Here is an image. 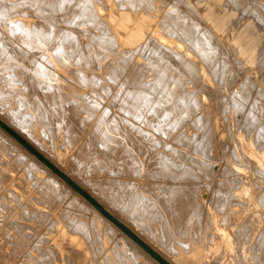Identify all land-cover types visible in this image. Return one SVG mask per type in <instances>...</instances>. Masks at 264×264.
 <instances>
[{"label":"bare ground","instance_id":"6f19581e","mask_svg":"<svg viewBox=\"0 0 264 264\" xmlns=\"http://www.w3.org/2000/svg\"><path fill=\"white\" fill-rule=\"evenodd\" d=\"M26 1H28V0H26ZM35 1H38V0H35ZM46 1L44 0V2L43 1L42 2L45 4ZM49 1L52 4L48 5L47 7L49 9L48 8L47 9L50 10L51 8H53V11L56 12V14H57V12H60L57 14V16L55 14V16H56L55 18H57L56 20L62 19V22H63L64 21L63 19L65 18L66 20H75L77 22H75V21H74V23L68 22V24L66 23L64 25L59 24L57 21H54L56 23H54V22L51 23L49 21L54 15L50 18V17L45 16L44 13L53 14L54 12L51 11L49 13L48 10H45L46 12H43L44 16H42V14H41L42 17L40 16V18H39L41 21L37 20L38 23H35V21L37 19V15H36L37 13L35 14L36 15L35 16L34 14H31L32 9L31 10L29 8L26 9L25 7L24 8L20 7L21 11H19L18 14H20V12H24V11L27 13H28V11H30L29 12L30 14H23V15L17 14V16H15L16 14L13 15L12 11H10L8 9L11 12L12 16L10 15V16H6V17H0V21L3 22V23H0V108L3 109L4 110L3 112H5L6 115H8V117L13 121V126L15 128H17L25 137H27L29 140H31L32 145H34L36 148L38 146L39 148H37V149L38 150L41 149L40 151H42V149L48 150L45 147L46 142H47L46 139L48 140V142H49V139L51 140V142H53V140L55 138H59V139L61 138V143L64 142V141L62 142V139H64L66 141V143L68 142L67 144L70 145L69 146L70 148L71 147L77 148L76 152L77 151L81 152L83 148H84L83 151H85V146H89L90 148L88 147L89 148L88 151L91 154V156L88 157L89 153H87L86 154L88 157L87 159H89V158L91 159V157H93L94 155L97 156V160L99 159V162H101V164L99 163L101 168L103 167L102 165H104V167H105L104 168L105 171H103V169H102V172H105L108 175L105 174L107 176L105 179H104V177H103V179L101 177V179H97V180H95L96 178L93 180V179H91L90 176L86 175L87 177H90V179H86V178H85L86 180L83 179L84 185L82 187L85 188V185H87V187H90L92 189V191L96 192L95 195H99L105 202V205H103V204L102 205L105 206V208H107L108 210H110L113 214H114L113 211L116 209L114 206L115 202L119 206H125V204L128 203V202L124 203V200H125L124 199L125 197L123 196L124 192L121 191L123 194H117L116 189H115V191L110 192L108 194V192L107 193L104 192V191H106V189L104 188L105 190H103V192L108 194V195L104 196L101 194L102 192H97L96 189L92 186V184L90 182H93L94 184L98 183L100 185L111 184L110 186H114V184L118 180V181L122 182V184H124V185L126 184L129 186L135 187L136 189L141 191V192L138 191L141 194L140 195V197H141L140 198V200H141L140 206H138L139 204L137 203L138 204L137 208L139 209L140 212L136 211V210H138V209H136V207L135 208L133 207L134 211L131 210L134 221H137V223L140 225V226L137 225V230L139 229L140 231L147 233L149 235V237L153 236V238H154V236L156 235L155 234L156 228L153 229L154 224L156 223L155 226L158 227V225L160 224V222L162 220H164L167 223L168 222L167 219H169V218H170V220L172 219V220H175V222H177L176 226L178 227V229H181L182 227L184 228L183 222L190 223L193 219L192 215L194 213L192 215H190L191 214L190 211L197 210L200 215L201 214L203 215L204 212H203V210H201V208H202L201 203L202 202L199 203L200 198H199V201H197V198H196L197 195H195L196 194L195 190L198 187L197 186L199 184L198 182H200L199 178L202 177V175L200 176L199 174L200 173L204 174L205 172H208V174L206 173L205 175H206L207 179L211 178V177H213L211 175H214V173L211 172V170L213 171L214 168H213V165L211 164L212 162L210 163L211 165H209L208 162H210V161L204 160L203 157L202 158H198V156L193 157L194 155L191 156V154H193L192 152H190L191 154L188 152H185L182 150L181 147H182V145H184V143L189 142V144H192V147L194 145L196 148H198V149L200 148L199 150L203 151L204 153H202L201 151H197V150H196V152H198V153L200 152V153L204 154L205 156H208V154L211 152L214 144L210 140L211 139L210 137H208L210 139L207 140V135H205V134H207L206 132L208 131V129L210 130V128L208 126L212 125L213 123H212L211 119H209L210 121L208 120V116H207V115H209V112H208V114L206 115L207 117L203 116V117H205L203 120L204 122H206L205 120L207 119V122L205 123L206 125L202 124V126L205 125V128H204L205 134H203L204 135L203 137L198 138V135L195 131V129H197V128L194 127V129H193L192 126H191L192 130L195 132L191 131L192 133H189L187 131V128L185 130H182V129H184V128H182L181 129L182 131L178 132L179 131L178 129H180L182 127L183 123L185 124V122L187 120H189V118H192V116L190 117V115H191V112L193 113L194 110L190 109L191 112L188 110H185V109L182 112H181V110L178 111L177 110L178 108H184V107L186 108L188 106H187V103L185 100H183V101H185L184 103H182V104L179 103L180 105L174 104L176 98H175V100H173V99L176 95L172 99L174 103L172 101H171L172 103H170V102L167 103L164 101L161 102L159 100L158 96H157L158 101L152 102V99L154 98V96L150 95L151 93L149 94L148 92L156 91V90H158L159 87H161L162 91H165L168 93L166 96L162 95V98H163L162 100L168 101L167 99L170 100V98H172L170 96L171 95L173 96V91H175L177 88L182 90V87L187 86L186 82H190V80L187 79V77L188 78H189V76L195 77V75L198 76V73H199L198 71H200L201 69H202L201 72H203V70L206 71V69L209 68V70H211V72L214 73V75H218V74H215L214 71H216V72L218 71L220 74L223 69L222 70L220 69V67H221V63H219L220 59H218V56L215 55L216 53L218 54V47H215L216 45H214V43L212 42V32L208 33L206 30H204L202 27H205V24H201V23H203V21L200 20L201 23H198V22H200V21H198L200 18L196 20V18L191 15L192 13H188V12L184 11L185 9H183V7L180 6L176 1L172 2L170 0H130L131 3L133 2V4L135 2L140 3L142 1L148 2V3L151 1H153V2L155 1L157 3H156V7H153L155 5H153L151 7L150 5L153 4V2H151V4L149 5V10L148 9L144 10L143 14L134 15L135 14L134 12H133L134 14L133 13L122 14L121 12L117 11V9H116L115 13L111 12V10H110V13L108 15L106 14V16L105 15L102 16V14H100L103 11H106L105 10L107 8L106 0L105 1L104 0H53V2L51 0H49ZM120 1H118V6L122 5L121 4L122 1L121 2ZM14 2H16V0ZM21 2H22V0H21ZM30 2L33 3V0H30ZM40 2H41V0H40ZM119 2H120V4H119ZM17 3H15V4H17ZM19 3H20V1H19ZM128 3H129V0H128ZM36 4H39V2H37ZM53 4L54 5L60 4L61 6H57V5L52 6ZM163 4L168 5L170 7V9L166 10L165 13L163 11V10H165V6ZM25 5L28 6L30 4L27 5V3H25ZM25 5H23V6H25ZM45 5H47V3ZM124 5H126V4H124ZM140 5L141 4L138 5L139 8H140ZM144 5L145 4L143 3L142 6L144 7ZM11 6L13 7V11L16 8L18 9V7H19V6L17 7L14 4H11V0L1 1L0 2V11H1L0 13H2V12L5 13L6 12L5 10ZM14 6H16V8ZM44 6L42 7L43 9H44ZM127 6L128 5H126V7ZM184 6L186 7V5H184ZM30 8H32V7L30 6ZM35 8H36V6H35ZM121 8H122V6H121ZM132 8H134V6ZM139 8H138V10H139L138 12H140V10H141ZM17 9H16V11L18 12ZM126 9H128V8H126ZM33 10L36 11L37 8H36V10L35 9H33ZM55 10H57V11H55ZM121 10H123V9H121ZM16 11H14V12H16ZM39 11L41 12V8ZM42 11H44V10H42ZM77 11L80 12L81 15L83 14V17L81 15L71 17V14H73L74 12L76 13ZM89 11H90V13L91 12L93 13L94 11H97V12L99 11L100 16L96 12V16H95V14L94 15L92 14L93 18L92 17H86L87 15H85V17H84V13L87 14ZM10 12H8V15ZM160 12H162L161 15H160ZM90 13H88V14H90ZM255 13H256V11H255ZM59 14H61L60 15L61 17H58ZM194 14H198V13H194ZM67 15L69 17H64ZM159 15H160V17H159ZM0 16H2V15H0ZM152 17L160 18L159 22H158L159 24L156 27V29H152V22H151ZM261 18H263V17H261ZM6 21H8V22L12 21L15 23L17 21H19L22 23L10 24V23H7ZM39 21H40V23H39ZM89 21L90 22L94 21L95 23L99 21V23L95 26L98 27L97 30L99 28H101V30L99 29V31H96V30L90 31L89 30L90 28H88L90 26L88 24ZM106 21L109 23L106 24L105 23ZM65 22H67V21H64L63 23H65ZM100 22H101V24H100ZM102 22H104L105 24ZM113 22H116V23H113ZM119 22H123L124 26L121 25ZM14 27H20V28H23V30L19 31V28H18V30H16V28L13 29ZM103 27H105V29L108 28L107 32H106V30L105 31L102 30ZM65 28H66V31L64 30ZM93 28H94V26H93ZM209 28L210 27H208V30H210ZM88 39H90V40H88ZM97 39H99V40L97 41ZM100 39H101V41H100ZM107 39L113 41V44H115L117 42V45H115V46L113 45L114 46V47H112L113 49L119 48L122 50V47L123 48L125 47L126 49L129 48L130 50H132V48H133V49H137L136 51H138V52L140 51V55L142 54L144 56V58H146L147 64L145 63L144 65H141V63L140 64L137 63L136 65L131 67L132 68L131 71L136 70L133 72V74L134 73L137 74V75L134 74V76L136 75V79H137L136 84H139L138 86H140L142 83L145 85L148 84L149 87H145V85L138 87L135 84H133V86L135 85L136 88L128 86L129 84L127 85V83H128L127 78H129V80L131 79V81L133 80L132 78H130L131 71L128 72V73H130L129 75H127L128 73L126 74V79L125 78L123 79V75H124L123 73L126 72L125 71L127 69L126 67L127 66L129 67L128 64H130L132 62V60L134 59V57L130 58V55H128L129 52L126 55H127V57L129 56L130 60H128L129 58H126V55H125V58L121 57V56H123V54H122L123 52L120 50L122 52V53L120 52V54H121L120 57L122 60L121 62L125 67L124 68L125 72H123V73H121L123 70L115 69L116 67H114L112 65L113 61L111 62L112 64L111 63H103L104 60H105V62H107V60L111 59V56H109V54H107V52L109 51L108 49L111 48L109 46L110 44L109 45H106V43L104 44V40H106V42H107ZM136 42H138V43H136ZM215 43H217V42H215ZM225 43H226V41H225ZM152 45L155 48H152ZM150 46L153 49L151 54L147 52L148 48L150 49ZM113 49L111 51L112 53L114 51H118V50H113ZM132 51H134V50H132ZM150 51H151V49H150ZM226 51H227V49H226ZM226 53H228V52H226ZM190 54H192V56H194L196 58H194V57L190 58V56H191ZM221 55H220V57L222 59ZM230 57H232V56L230 55ZM230 57H229V60H230ZM197 59H200V61H199L200 63L197 62L198 61ZM221 62H222V60H221ZM114 64H115V62H114ZM223 64H224V62H223ZM117 65L119 66V64H117ZM228 65L229 64H227V67H228ZM155 68L157 70H155ZM239 71H240V69H239ZM156 73H158L159 76L156 75ZM149 74L150 75L153 74L154 75L153 77H155V78H156V76H158L156 78L157 80L154 78L156 81L155 80L152 81L150 79L148 81L146 78H147V75H149ZM222 74L224 75V73H222ZM236 74H238V73H236ZM200 75H201V73H200ZM150 77H152V75ZM185 77H186L187 81L185 80ZM148 78H149V76H148ZM195 78H196L195 80H197V77H195ZM215 79H217L216 76H215ZM215 79L213 78V80H215ZM218 79H219V77H218ZM233 79H234V77H233ZM191 80H192V78H191ZM198 81H200V80L198 79ZM208 82H209V80H208ZM242 82H244V80ZM132 83H135V81ZM199 83L202 84L201 82H199ZM205 83H207V82H205ZM205 83H204V85H206ZM209 84H211V83H209ZM232 84H233V82H232ZM219 85H221V84H219ZM157 86H159V87H157ZM260 86H261V84H260ZM190 88H191V86H190ZM241 89H242V87H241ZM159 90H160V88H159ZM203 90H205V88ZM198 91H200V90H198ZM244 91H243V93H244ZM165 92H162V94H164ZM182 92H184V91H182ZM200 92H198L199 93L198 96H200V94H201ZM170 93H171V95H170ZM176 93H177V90H176L175 94ZM247 93H245V94H247ZM152 94H154V93H152ZM186 94H189V93L186 92ZM245 94L239 95V99H237V100L235 99V101L238 102V100L239 101L243 100V102L245 101V104H246L248 94L246 95V97H245ZM255 94H256V91H255ZM180 95H179V97H180ZM203 95H205V93ZM256 95H258V94H256ZM193 96H195V95H193ZM236 96H235V98H236ZM155 97H156V95H155ZM190 97H192V95ZM203 97H204V99H206V98L208 99L207 95L203 96ZM259 97H260V95H259ZM253 98L254 97H251L250 99H253ZM256 98H258V97H256ZM155 99L157 100V98H155ZM179 99H177V100H179ZM192 99H194V98L192 97ZM192 99H190V100L192 101ZM201 100H202V98H201ZM201 100L199 102H201ZM230 100H232V98ZM258 100H259V98L257 99V101ZM188 102L190 103V101H188ZM202 102L204 103L205 101H202ZM237 102H236V104H238ZM258 103H259V101H258ZM260 103L264 107V103L263 102H260ZM200 104H202V103H200ZM226 104L228 105L229 103H226ZM243 104H238V107L240 106L239 108L242 109L241 107L244 106ZM249 105H250V103H249ZM252 105H255V104H252ZM262 105L256 106L258 108V110L256 108H254L256 110L253 109V110L247 111V113H246V110H249V109H245V113H244L246 115V119H245L246 122H249L252 126L255 124L258 125V135L261 138V140L258 137L257 138L255 137V139L258 140L257 142H260V141H262V139H264V115H263L264 111L258 107V106L262 107ZM233 106H236V105H233ZM200 108H201V106H200ZM233 108L236 109V107H233ZM99 110H102L100 114H99ZM225 110H222V111H225ZM229 111H231V110H229ZM238 111H240V110H238ZM211 112H213V111H211ZM241 112H244V111L241 110ZM2 113H0V114H2ZM213 113H215V112H213ZM200 114H201V112H200ZM228 114H229V112H228ZM4 116H5V114H4ZM226 116H227V114H226ZM197 117H199V116L197 115ZM201 117L197 118V120H194V122L197 121L199 123V120L203 119V118L201 119ZM243 117H245V116L243 115ZM228 118L229 117L227 116V119ZM242 119H244V118H242ZM37 120H39L42 124L41 125V135L42 136H40L38 138L40 140H38L33 134L34 133L33 132L34 124H35L34 121L36 122ZM93 120H95L94 123H92ZM245 120H243V121H245ZM239 121H237L236 124ZM104 123H106V124H104ZM188 123H189V121H188ZM215 123H216V121H215ZM220 123H221V120H220ZM249 123H247L248 125H246V127L241 126V124H240L241 130L243 129L242 127H244V129H243L244 132H248V131H246L247 130L246 128L249 127ZM194 124H196V123H194ZM244 124H245V122H244ZM229 125H230V123H229ZM238 125L239 124H237V127H238ZM251 125H250V127H252ZM220 126H218V127H220ZM223 126H222V128H223ZM191 127H188V130ZM99 128H100V130H99ZM199 128L197 129V131L199 130ZM202 128H201V131H202ZM238 128L240 130V127H238ZM252 129H254V128H252ZM212 130L213 129H211L208 132L210 135L212 134V132H211ZM217 130H218V128H217ZM223 130H224V128H223ZM85 131H87L88 136L85 139H83L82 135H83V133H85ZM219 131H217L216 137L217 136L219 137V135L221 134V131H220V134H218ZM177 132H178V134L176 135ZM235 132H236V130H235ZM248 133L250 134V132H248ZM0 134L3 135L2 138H0V162H2L4 164L6 163V161L3 162V159H2V150H3L4 154L7 156H10V157L16 156L15 157V161H16L15 164L16 165L18 164L17 166L21 165L22 169H23V177H21V176L20 177L23 180H30L29 182H31V185H33V187L36 188V192L38 194V195L31 196L29 201L24 202L23 203L24 207H23V209H20V210L25 211V212H26V210H29V209L32 211H45L46 213L49 211L51 212V210H53L57 204L61 203L60 200H63V197H64L63 196L64 194L63 193L61 194L62 191H60L57 188L56 184L61 185V186L63 185L62 187H65L68 190V191L66 190L67 192H69L70 189H72V188L59 175H57L55 172L51 171L52 167L49 164H45L42 160H40L39 157L36 156L37 154L35 152H34L35 153L34 154L33 152L27 150V148H25L21 144L20 141L13 138L4 129L0 130ZM249 134L247 135V137H249ZM256 134H257V132L255 133V135ZM235 137H236V134H235ZM99 138L102 139V140H100V141H102V143H100L98 141ZM144 138H146V140L149 139V142L147 141L148 145L143 143ZM59 139H58V142H59ZM217 139L218 138H216V141H217ZM255 139H253V140L256 141ZM6 140L9 142L6 143L5 142ZM41 141L43 143H45V146L42 144ZM44 141H46V142H44ZM221 141L222 140L220 139L218 144L216 142L218 147H219V144ZM236 141H237V139H236ZM263 141H262V143H263ZM58 142L56 144H58ZM262 143L261 144L257 143V145L258 144L262 145L264 148V143L263 144ZM8 144H10V145L8 146ZM212 144H213V146H212ZM101 145H104L105 148L101 147ZM185 145H188V144H185ZM185 145L183 147H185ZM57 146H59V145H57ZM225 146H227V145H225ZM62 147H60V148H62ZM148 147H149V149L154 150V152H155V155L152 156L153 159L151 158L152 161H151V159H149L146 156V154H145L146 157L144 158V151L147 152V155H153L152 154L153 152L151 151L152 152L151 153L149 151ZM15 148L18 149L21 153L23 152V153L28 154V155H26V157L28 156L29 157L28 159L29 160L31 159V161H30L31 163L27 164L26 163L27 160L25 161L24 158L17 156L19 154L16 153L17 154L16 155L15 152L13 151V149H15ZM188 148H189V146H188ZM188 148H186V149H188ZM210 148H211V150L209 152ZM217 148L215 147L216 154H218ZM263 148H259L260 149L259 151H261V149H263ZM227 149H228V147H227ZM231 150H233V148ZM88 151H86V152H88ZM186 151H188V150H186ZM190 151H192V150H190ZM44 152L42 151V153H44ZM86 152H84L83 154L81 153L82 156ZM224 153H225V151H224ZM230 154H231V152H230ZM80 155H79V157L82 158V156H80ZM210 155H211V153L209 154V156ZM214 156H216V155H214ZM75 157H76V155H75ZM84 157H85V155H84ZM217 157H218V155H217ZM233 157H234V153H233ZM22 159H24L25 162H23ZM147 159H148V161H146ZM208 159L210 160L211 158H208ZM212 159H214V158H212ZM215 159H216V157H215ZM78 160L80 162L82 161V160H80V158H78ZM83 160L86 161V158ZM52 161H54V163H56V165L60 166V164L56 161V159L55 160L52 159ZM90 161H92V160H90ZM205 161L207 163H205ZM254 161H256V160H254ZM13 162H12V165L14 164ZM80 162H78V164H80ZM144 162H147V164L150 163V165H149L150 169L148 172L149 175L152 176L150 178L154 177L155 179H158V180L167 179L168 182L167 183L166 182H164V183L154 182V183H150V184L145 183V185H140V183L137 180H133L131 178V176H133V175L137 176V174H140V172L143 170L142 167H143ZM222 162H223V160H222ZM86 163H88V162L86 161ZM238 163L241 164L239 162V160H238ZM84 164H85V162H84ZM88 164L91 165V163H88ZM87 165L84 166V168L88 167ZM208 165L212 166V169H209L211 167H209ZM91 166H92V169H90V171L94 172V173L97 172L96 169H98V168H96L94 171L93 165H91ZM100 166H96V167H100ZM222 166L223 165H221V167ZM13 167H16V166H13ZM60 167L62 168V166H60ZM147 167L148 166L146 165V168ZM224 167H225L224 168L225 173H227L226 172V166H224ZM81 168L83 169V167H81ZM16 169H17V167H16ZM39 169L46 172L47 177L41 178L37 173V171ZM62 169L64 170V168H62ZM227 169H228V171H230L229 168H227ZM206 170H209V171H206ZM261 171H262V169H261ZM261 171L259 170V172H261ZM230 172H234V171L231 170ZM263 172H261V173H263ZM225 173H223V176L225 175ZM209 174H211V175H209ZM221 174H222V171H221ZM234 174H236V172ZM232 175H233V173H232ZM86 176H84V177H86ZM234 176H236V175H234ZM260 176H262V174ZM75 177H78V176H75ZM138 177H140V176H138ZM186 177H188V178L186 179ZM193 177H195V179H197V177H198V179H199L198 182L195 179H193ZM214 177H215V175H214ZM239 177H241V176H238V178ZM191 178H192L193 182L195 180V182H197L198 184H196L195 182L194 183L189 182V180ZM203 178H201V180ZM238 178H236V179H238ZM52 179L56 180L57 182L55 181V183H54V180H52ZM216 179H218V177ZM221 179H222V177H221ZM211 180H212V178H211ZM211 180H209V181H211ZM229 180H230V178H229ZM239 180H235V181L238 182ZM241 181H239V182H241ZM63 182L67 184V187H66V184L64 185ZM211 182H210V184H213V182L212 183ZM232 183H233V181H232ZM232 183H231V185H233ZM16 184H18V187L20 186L19 183H16ZM195 184L197 187L195 186ZM202 184H200V185H202ZM210 184L209 185L207 184V186H209V188H207L208 190L212 186ZM222 185H223L222 182L219 181L217 186L215 187V189H212L211 197L213 199L217 198V200H218L219 198H221V196L224 199V197L226 196V195L225 196L222 195L224 193V189L226 188L223 186L224 189L222 190ZM225 185H226V183H225ZM235 185H237V183ZM205 187H206V185H205ZM236 187H239V186L237 185ZM98 188H100V187H98ZM17 189H18L17 185L15 186V184H14L12 189L10 190V192L8 189V192L11 193L13 196H17L16 194H18L20 196V198L18 197L19 200H16V201L22 202L21 195ZM19 189H21V186ZM198 189H200V188H198ZM25 190H24V192H25ZM123 190H125V187L123 188ZM202 190H204V189L202 188ZM0 191H1V189H0ZM27 191H28V187H27ZM27 191H26V194H27ZM229 191H230V189H229ZM5 192L7 193V196H8L7 190H5ZM5 192H4V194H5ZM74 192H75V195L77 197L76 199L80 203H83L85 208H87L88 210H91L93 212V214L95 215V217H97L99 220L102 219L104 221V225L107 226L111 230V232L114 231V232L118 233V235L121 236V239L120 240L114 239V241L112 242L111 247H110L111 249L103 250V251H105L103 254L104 258L102 256H101L102 258H100L99 257L100 255L98 256L100 259L98 257L95 258L92 255H88V257H87V254L85 251H91L92 252L93 249H95L94 248V246H95L94 241L97 244H99L100 242H103L104 238L111 237V236L107 235L108 231L105 228L102 229L98 226V224H96V222L94 223L91 219L88 220L87 216L85 215V213L83 212L82 209H80L79 207L74 208V207H72V205H73L72 202H67V205L64 207L63 211H61V214L58 213L59 218L55 219L56 222L53 221L55 230L53 229L54 233L51 232L50 235L52 236V242H53L52 244L55 247L50 243L48 245V249H49V247L51 249V247L53 246L54 250L52 252H55V250L59 251V254L61 253L62 259H64L66 257L65 255L68 252H71V254L69 255L70 259H68V261H70V260L73 261L71 264H88V262H90V264H105L109 254L113 251L118 253V255H119L118 261L120 263H126L127 262V264H132L130 262L134 261L135 263L134 262L133 263L137 264L139 260H138V258H136L137 257L136 254L133 253L134 251L132 250V252H131V249L133 248L139 252L145 253L148 256H150L153 259L154 264H163L156 257L155 258L157 260L153 256H151L150 255L151 253L149 252L150 253L149 254L145 250V248L142 246V244H140V242H138L133 236H131L126 230H124L117 222H115L111 218L118 226L114 222L109 220L106 216H104L95 207L96 204H94L91 200L90 201L92 203L89 200H87L86 199L87 197L84 194L83 195L86 198L82 195V193L80 191L74 190ZM225 192H227V191L225 190ZM228 192L226 194H229ZM129 194H130L129 196H132L131 195L132 193H129ZM5 195H3V196L5 197ZM92 195L95 196L94 194H92ZM231 195H232V193H231ZM231 195H229V196L233 197ZM107 196H109L108 198H110V199H108ZM4 197L2 199V197L0 196V198H1L0 199V212L1 213L6 212L4 205L7 204V202L5 201L6 198L4 199ZM9 197H8V199H11ZM135 199H136V197H135ZM225 199H226V197H225ZM12 200H14V198L11 199V201H8V200L7 201L9 203V202H12ZM224 200L222 202H225ZM132 201H133V199H132ZM209 201H210V199H209ZM226 201H228V200H226ZM229 201L227 202V204L229 203ZM232 203H233V201H232ZM232 203H229V204H232ZM227 204H225V205H227ZM7 206H9V205H7ZM127 206L130 207L132 205H130V203H128ZM40 207H44L45 209L40 208ZM118 208L119 207L117 206V209ZM223 208L225 209V207H223ZM129 209L130 208H128V210ZM216 209L218 210L219 208H216ZM11 210L13 211L14 208ZM204 210H206V209H204ZM207 210H208V207H207ZM221 211H222V209H221ZM8 212H10V209ZM8 212H7V216H10V215H8ZM11 212H10V214H11ZM198 212L196 213L197 215H198ZM122 213L123 212H121V214ZM209 213H210V211H209ZM2 214H1V218H2ZM43 214H42V217H43ZM4 215H5V213L3 214V216ZM26 215H29V214H26ZM139 215H140V217H139ZM145 215L149 216V217L147 216L148 219L145 218ZM46 216H47V214H46ZM124 216L127 217L126 214L125 215L122 214L121 216L118 215L117 217L121 221L124 222V220L122 218ZM4 217L6 218V216H4ZM16 217H14V219H11V220H6L5 218H2L3 220L5 219V221H3L4 223L1 222L2 220L0 221L2 223V224L0 223V229L2 227H4V225H5V227L3 229L6 230V229H8V227L10 225H12V223H13V225L15 223H17ZM28 217H30V216H28ZM28 217H27V219H28ZM142 217L144 218L146 224L145 223L142 224L143 221L140 220V219H142ZM209 217H210V215H209ZM31 218H33V216ZM150 218H152L153 221H151ZM130 219L132 220V218H130ZM198 219L200 220V218H198ZM210 219H208V220H210ZM42 220H40V221L42 222ZM47 220H48V216H47ZM172 220H171V222H172ZM204 220H206V219H204ZM208 220L206 222H208ZM218 220H219V218H218ZM43 222H45V221H43ZM125 222H127V221H125ZM196 222H197V219H196ZM196 222L194 221L192 223L194 224ZM23 223L27 224V222H25V221H23ZM100 223L102 224L103 222H99V224ZM192 223H190L189 225L191 226ZM200 223L202 225V222H200ZM17 224H19V222ZM51 224H52V222H51ZM162 224L163 223L161 222V225ZM181 224L183 226L181 228H179V226ZM18 226H21V225H18ZM18 226H16V227H18ZM162 226L164 227V225H162ZM190 226H188L189 227L188 230L190 229ZM194 226L192 225L191 228H193ZM32 227L35 229L36 226L34 225ZM196 227H194L193 229L197 230L198 228H196ZM27 228L29 229L30 227H27ZM203 228H202V230H203ZM207 228L209 231L210 227H207ZM24 229H25V226H24ZM51 229H52V227L50 228V231H52ZM185 229L187 231V228H185ZM48 230H49V227H48ZM48 230H47V233H48ZM139 230L137 232H135V231L134 232L136 234H138V236L141 237L144 241L149 242L148 237L143 236L144 234L140 233ZM162 230H160V231H162ZM164 230L166 231V228ZM16 231H20V229L16 230ZM35 231H37V230L35 229ZM22 232L23 231H21L19 233L21 234ZM27 232H25L24 234H22L20 236H16L14 234L10 235L11 236V242H12L11 243L12 247L10 246L11 251H9L10 249H8V247H7L6 254L8 256L4 255V257H2V255H1L0 261L4 259L5 264H15L14 262L16 259H18L19 261H21L23 259L24 264H25L26 263L25 261L28 260L26 255H28V253H30V258L33 256V255H31V251H33V249L35 248V240H34L35 235L33 234L32 235L33 237H32L31 236L32 233L27 234ZM111 232H109V233H111ZM161 233H165V232H161ZM167 233H165V234H167ZM184 233H185V231H184ZM113 234L114 233H112V235ZM38 235H39V233H38ZM43 235H45V234H43ZM157 235H158V233H157ZM48 236H49V234H48ZM159 236L161 237V234ZM168 236H165V237H168ZM38 237H40V236H38ZM46 237L44 238V236H43L42 241H45L44 239H46ZM209 237H210V235H209ZM3 238H4V236H3ZM170 239H172V238H170ZM199 239H200V237H199ZM47 240L49 241L50 239H47ZM161 240L163 241V239H161ZM167 240H169V239H166V241ZM40 241L41 240H39V242ZM169 241H171V240H169ZM169 241H168V243H169ZM163 242L166 243L165 241H163ZM6 243H7V241H6ZM9 244H7V245H9ZM170 244H172V243L170 242ZM170 244H168V246ZM7 245H4V246H7ZM128 245L132 248H129ZM42 247H44V246L42 245ZM42 247H40V248H42ZM172 249H174V248H172ZM3 250L5 251L4 248H3ZM51 250H50V252H51ZM43 251H45V250H43ZM37 252H38V250H37ZM2 253H3V251L1 252V254ZM39 253H41V251ZM47 253H49V252H47ZM51 254H53V253H51ZM51 254H50V257H49V254L47 255L46 259L49 262L45 261L46 262L45 264H58L57 262H54L55 258H51ZM37 255H39V254H37ZM41 255H43V254H41ZM55 255H56V253H55ZM57 255H58V252H57ZM58 256H56V257H58ZM69 256H68V258H69ZM25 258L27 260H24ZM30 258H29V260H30ZM165 258L168 259L167 257H165ZM66 259H67V257H66ZM29 260H28V262H29ZM39 260L42 261L43 257H42V259H39ZM100 260H101V262H100ZM34 261H36V260H34ZM168 261L171 262L172 264H174L170 259H168ZM42 262H44V261H42ZM42 262H40V263H42ZM112 262H113V264H118L117 261H112ZM67 263L68 262L66 261V264ZM35 264H36V262H35Z\"/></svg>","mask_w":264,"mask_h":264},{"label":"rangeland","instance_id":"374dc122","mask_svg":"<svg viewBox=\"0 0 264 264\" xmlns=\"http://www.w3.org/2000/svg\"><path fill=\"white\" fill-rule=\"evenodd\" d=\"M1 1H3V0H0V2ZM15 0H11V4H14V5H16L17 7H18V9L16 8V6H14L17 10H18V12L16 11V9L14 10V11H16V12H14L13 11V7L11 6V7H9V8H7L5 11V13L4 12H2V13H0V15H2V16H0V17H6V16H10L11 15V12L10 11H12V13H13V15L14 14H16L15 16H17V14L19 13V11H21V8L20 7H22V8H29L30 10H31V14H36L37 15V19H36V21H35V23H38V21L37 20H40L39 18H40V16H41V14H42V16H44V14H45V16H47V17H52L53 15V17L50 19V21L49 22H51V23H53L54 21H57L59 24H68V22L69 23H71V22H73L74 23V21L75 20H66L65 18L63 19L64 21H67V22H65V23H63L62 22V19L59 21V20H56L57 18H55L56 16H57V14L58 13H60V12H57V14H56V12H54L53 11V8H51L50 10H48L49 8L47 7L48 5H50V4H52V3H50V1L49 0H45L46 1V3H47V5H45L43 2H44V0H41V2H40V0H38V1H35V0H33V3L32 2H30V0H28V1H26V0H22V2H21V0H16V2H14ZM19 1H20V3H19ZM52 2H53V0H51ZM105 1V0H104ZM118 1H120V0H106V3L108 4H106V6H107V8L105 9L106 11H103L102 13H100V14H102V16H106V14L108 15L109 13H110V10H111V12H116L115 10L117 9V11H119V12H121L122 14H128V13H133L134 15H137V14H143V11L144 10H146V9H148L149 10V5L151 4V2H153V1H151V2H135L134 4H133V2L131 3V1L129 0V3H128V0H121L120 2H121V6H122V8H121V6L119 5L118 6ZM170 1H176L180 6H182L183 7V9H185L184 11H186V12H188V13H192L191 15L193 16V17H195L196 18V20L197 19H199L198 21H203V23H201V21L200 22H198V23H201V24H205V27H202L204 30H206L208 33L209 32H212V42L214 43V45H216L215 47H218V54L216 53L215 55H217L218 56V59H220L219 60V63H221V67H220V69L222 70L221 71V73L219 74V72L217 73L216 71H214L215 72V74H218V75H214V73H212L211 72V70H209V68H207L206 69V71L205 70H203V72H201L202 71V69L200 70V71H198L199 73H198V76L197 75H195V77H197V80H195L196 78L195 77H191V76H189V78L187 77V79H189L190 80V82H186V87H182V90H180L179 88H177L176 90H177V93L175 94V92H176V90L175 91H173V96L171 95V93H170V97H172V98H170V100L169 99H167L168 101H165V100H162L163 98H162V95H164V96H166L168 93L167 92H165V91H162L161 89V87H159V86H157V87H159L160 88V90H159V88H158V90H156V91H152V92H148L150 95H153L154 96V100L152 99V102L153 101H158V97H159V100L161 101V102H170V103H172L173 102V100H175V98H176V100H175V103L174 104H182V103H184L185 101H186V103H187V106L188 107H184V108H178L177 110L179 111V110H181V112L182 111H184V109L185 110H188V111H190L191 112V110H194L193 111V113L191 112V115H190V117L192 116V118H189V120H187L186 122H185V124L183 123V125H182V127L180 128V129H178L179 131L178 132H180V131H182V130H185L186 128H187V131L189 132V133H192V132H195L196 131V133H197V135H198V138L200 137H203L204 135L203 134H205V123L207 122V119L205 120L206 122H204L203 120H204V118L205 117H207L208 116V120L209 119H211V121H212V125H210V126H208L209 128H210V130L211 129H213L211 132H212V134L210 135L208 132L210 131L209 129H208V131L206 132L207 134H205V135H207V140L208 139H210L211 141H212V143L214 144V146H213V144H212V150H211V148L209 149V152H210V150H211V155L209 156V154H208V156H205L204 154H202V153H204L203 151H201V150H199L198 148H196L194 145H193V147H192V144H189V142H186V143H184V145L185 144H188V145H185V147H183L184 145H182V150L183 151H185V152H188V153H190V152H192L193 154H191V156H193V157H197L198 156V158H202L203 157V159L204 160H206V161H210V162H208V164L209 165H213V171L211 170V172H213L214 173V175H215V177L217 178L218 177V179H216L215 177H214V175H211V174H209V175H211V176H213V177H211L212 178V180H211V178H208L209 180H211L212 182H213V184H210V182L211 181H209L208 179H207V177H206V173L208 174V172H205L204 174L202 173H200L199 175L201 176L202 175V177L201 178H203L202 180H201V178H199L198 179V177H197V179H195V177H193V179H195L197 182H198V180L200 181V182H195V180H194V182L196 183V184H198L197 186H196V184H195V186L197 187L196 188V190H195V192H196V194L195 195H197L196 196V198H197V201H199V198H200V202L199 203H201L202 204V208H201V210H203V215L201 214H199V212L197 211V210H192V211H190L191 212V214L190 215H192L193 213V215H192V217H193V219H192V221L190 222V223H192V222H196V219H197V222L196 223H192V225L194 226V227H196V228H198L197 230L196 229H193V228H191L192 227V225L190 226L189 224L190 223H185V222H183V224H184V228L182 227L183 225L181 224L180 226H179V228H181V229H178V227L176 226L177 225V222H175V220H172V222H171V220H170V218L169 219H167V223L164 221V220H162L161 222L163 223L162 225H164V227L161 225V222H160V224L158 225V227H156L155 225H156V223L154 224V226H153V229L154 228H156L155 229V236H154V238H153V236L152 237H149V235L147 234V233H144V232H142V231H140L139 229V231H140V233H142V234H144L143 236H145V237H148V240H149V242H146L156 253H158L159 255H161V256H163L164 258L165 257H167L168 259H170L174 264H264V148H263V146L262 145H257V143H262V141L264 140V139H262V141H260L261 140V138L259 137V135H258V125L257 124H255V125H251L249 122H246V115L244 114L245 113V109H249V110H246V113H247V111H250V110H253L254 108H256L257 110H258V108L256 107L257 105H262L260 102H263L264 103V0H170ZM257 1V2H256ZM18 2V3H17ZM29 2V3H28ZM37 2H39V4H36ZM120 2H119V4H120ZM15 3H17V4H15ZM22 3V4H21ZM25 3H27V5L28 4H30V5H28V6H26L25 5ZM145 4L144 5V7L142 6V4ZM155 3V4H154ZM156 3L157 2H153V4L152 5H150L151 7L153 6V5H155V6H153V7H156ZM182 3V4H181ZM32 4V5H31ZM46 6H44V5ZM124 4H126V5H128L127 7H126V5H124ZM139 4H141L140 5V8H139ZM147 4V5H146ZM162 4V3H161ZM23 5H25V6H23ZM42 5V6H41ZM57 6H61L60 4H56ZM56 5H52V6H56ZM110 5V6H109ZM136 5V6H135ZM164 6H165V10H163L164 11V13H165V11L166 10H168V9H170V7L168 6V5H165V4H163ZM184 5H186V7L184 6ZM30 6L32 7V8H30ZM35 6H36V8H37V10H36V8H35ZM38 6V7H37ZM44 6V9L42 8ZM124 6V7H123ZM131 8H130V7ZM134 6V8H132ZM120 7V8H119ZM142 7V8H141ZM263 7V8H262ZM12 8V9H11ZM39 8V9H38ZM40 8H41V12L39 11L40 10ZM46 8V9H45ZM48 8V9H47ZM126 8H128V9H126ZM131 10H130V9ZM138 8L139 9H141L140 10V12H138L139 10H138ZM255 8V9H254ZM10 11H9V10ZM33 9H35L36 11H34ZM121 9H123V10H121ZM42 10H44V11H42ZM45 10H48L49 11V13L51 12V11H53L52 13L53 14H48V13H44L43 14V12H46ZM188 10V11H187ZM260 10V11H259ZM47 11V12H48ZM55 11H57V10H55ZM193 11V12H192ZM255 11H256V13H255ZM1 12V11H0ZM8 12H10L9 13V15H8ZM30 11H28V13L27 12H20V14H18V15H23V14H30L29 13ZM40 12V13H39ZM96 12L97 11H94L93 13L91 12L90 13V11L88 12V13H90V14H86V13H84V17H85V15H87L86 17H92L93 18V16H92V14L94 15L95 14V16H96ZM138 12V13H137ZM261 14H259V13ZM262 12V13H261ZM22 13V14H21ZM161 13L162 12H160V15H161ZM194 13H198V14H194ZM55 14H56V16H55ZM74 14V15H73ZM73 14H71V17L72 16H78V15H81V13L80 12H74ZM76 14V15H75ZM97 14H99V11L97 12ZM100 14H99V16H100ZM194 14V15H193ZM35 15V16H36ZM61 14H59L58 15V17H61L60 16ZM160 15H159V17H160ZM12 16V15H11ZM41 16V17H42ZM63 16V15H62ZM82 17H83V14L81 15ZM64 17H69L68 15L67 16H64ZM203 17V18H202ZM261 17H263V18H261ZM159 19L160 18H156V17H152L151 18V22H152V29H156V27L158 26V22H159ZM205 19V20H204ZM41 21V20H40ZM40 21H39V23H40ZM7 23H10V24H17V23H22V22H19V21H17L16 23L15 22H12V21H10V22H8V21H6ZM75 22H77V21H75ZM207 22V23H206ZM0 23H3L2 21H0ZM54 23H56V22H54ZM99 23V21L98 22H94V21H89L88 22V24L90 25L88 28H90L89 30L90 31H99V29L101 30V28H99L98 30H97V28L98 27H96L95 25H97ZM102 23H104V22H102ZM106 24L107 23H109V22H105ZM104 23V24H105ZM113 23H116V22H113ZM121 25H123L124 26V23L123 22H119ZM92 24V25H91ZM100 24H101V22H100ZM93 26H94V28H93ZM92 27V28H91ZM96 27V28H95ZM106 27V26H105ZM105 27H103L102 28V30H106V32H107V30H108V28L107 29H105ZM208 27H210L209 29L210 30H208ZM16 28V30H18V28H19V31H21V30H23V28H20V27H14L13 29H15ZM207 28V29H206ZM31 29V28H30ZM92 29V30H91ZM65 31H66V28L64 29ZM148 30V29H147ZM212 30V31H211ZM101 33V32H100ZM215 36V37H214ZM88 40H90V39H88ZM99 39H97V41H98ZM224 40V41H223ZM100 41H101V39H100ZM117 41V40H116ZM217 42V43H215V42ZM225 41H226V43H225ZM109 42V43H108ZM106 43V45H109L111 48L112 47H114L115 45H117V42L115 43V44H113V41H111V40H109V39H107V42H106V40H104V44ZM112 43V44H111ZM136 43H138V42H136ZM114 45V46H113ZM231 46V47H230ZM108 49L109 51L107 52V54H109V56H111V59L110 60H107V62H105V60H104V62L103 63H111L112 61V65L114 66V67H116L115 69H117V70H123L121 73H123V72H125V73H123L124 75H123V79L125 78L126 79V74L128 73V72H130L131 70H132V68L131 67H133L134 65H136L137 63L138 64H140L141 63V65H144L145 63L147 64V62H146V58H144V56L141 54L140 55V51L138 52V51H136L137 49H133L132 48V50H134V51H132V50H130L129 48H123L122 47V50L121 49H117L116 47V49H113V50H118V51H114L113 53L111 52L112 51V49ZM152 48H155L153 45H152ZM151 48V46H150V49H151V51H150V49L148 48V50H147V52L148 53H152V49ZM126 49V50H125ZM129 49V50H128ZM224 49V50H223ZM226 49H227V51H226ZM123 52H121V51ZM222 50V51H221ZM234 52H233V51ZM132 51V52H131ZM117 54H116V53ZM120 52L123 54V56H121V54H120ZM128 52H129V54H128ZM132 54H131V53ZM137 52V53H136ZM226 52H228V53H226ZM232 52V53H231ZM119 53V54H118ZM147 53V54H148ZM115 54V55H114ZM126 54H128V55H130V58H133L134 57V59L132 60V62L130 63V64H128L129 65V67L127 66L126 68V70L124 71V65L122 64V60H121V57H123V58H125V55ZM135 54V55H134ZM222 54V55H221ZM227 54V55H226ZM119 55V56H118ZM133 55V56H132ZM191 56H190V58L192 57H194V56H192V54H190ZM220 55L222 56V59H221V57H220ZM230 55L232 56V57H230ZM121 56V57H120ZM132 56V57H131ZM234 56V57H233ZM238 56V57H237ZM189 57V56H188ZM229 57H230V60H229ZM126 58H129V56L127 57V55H126ZM130 58L128 59V60H130ZM194 58H196V57H194ZM224 58V59H223ZM261 58V59H260ZM235 61H234V60ZM198 61V63H200L199 61H200V59H197ZM221 60H222V62H221ZM120 61V62H119ZM180 61V60H179ZM227 61V62H226ZM230 61V62H229ZM238 61V62H237ZM241 61V62H240ZM114 62H115V64H114ZM136 62V63H135ZM223 62H224V64H223ZM232 62V63H231ZM237 62V63H236ZM122 65H121V64ZM135 63V64H134ZM240 63V64H239ZM261 63V64H260ZM117 64H119V66L117 65ZM227 64H229L228 65V67H227ZM231 64V65H230ZM241 65V66H240ZM118 66V67H117ZM123 66V67H122ZM123 69H122V68ZM224 67V68H223ZM234 69H233V68ZM131 68V69H130ZM137 68V67H136ZM260 68V69H259ZM140 69V68H139ZM232 69V70H231ZM239 69H240V71H239ZM138 70V69H137ZM154 70V69H153ZM155 70H157L156 68H155ZM234 70V71H233ZM134 71H136V70H133V71H131V74L130 73H128L127 75H131L130 76V78H132L134 81H135V83H132V82H134L133 80L131 81V79L129 80V78H127V85L128 86H130V87H133V88H136L135 87V85L136 86H138L139 84H136V81H137V79H136V73H134V74H136L135 76H134V74H133V72ZM232 71V72H231ZM237 71V72H236ZM205 72V73H204ZM208 72V73H207ZM200 73H201V75H200ZM212 73V74H211ZM222 73H224V75L222 74ZM236 73H238V74H236ZM240 73V74H239ZM203 74V75H202ZM205 74V75H204ZM233 74V75H232ZM152 75V77H150ZM149 74V75H147V80L149 81V79L150 80H152V81H154L158 76H159V74L158 73H156V75H158V76H156V78L155 77H153L154 75L153 74ZM230 75V76H229ZM125 76V77H124ZM134 76V77H133ZM148 76H149V78H148ZM201 76V77H200ZM204 78H203V77ZM206 76V77H205ZM214 76V77H213ZM215 76H216V78L217 79H215ZM219 77V79H218V77ZM222 76V77H221ZM239 76V77H238ZM250 78H249V77ZM199 77V78H198ZM233 77H234V79H233ZM236 77V78H235ZM135 78V79H134ZM153 78V79H152ZM155 78V79H154ZM191 78H192V80H191ZM202 80H201V79ZM210 78V79H209ZM213 78L215 79V80H213ZM187 79H186V77H185V80L187 81ZM198 79L200 80V81H198ZM206 79V80H205ZM209 80V82H208V80ZM221 79V80H220ZM232 79V80H231ZM157 80V79H156ZM155 80V81H156ZM188 80V81H189ZM219 80V81H218ZM244 80V82H242ZM247 80V81H246ZM130 81V82H129ZM221 81V82H220ZM238 81V82H237ZM196 82V83H195ZM199 82H201L202 84H200ZM205 82H207V83H205ZM217 82V83H216ZM232 82H233V84H232ZM242 82V83H241ZM131 83V84H130ZM204 83L207 85H204ZM209 83H211V84H209ZM215 83V84H214ZM221 84V85H219V84ZM241 83V84H240ZM133 84H135L134 86H133ZM199 86H198V85ZM223 84V85H222ZM239 86H238V85ZM243 84V85H242ZM260 84H261V86H260ZM145 84H142L141 83V85L140 86H144ZM219 85V86H218ZM231 85V86H230ZM236 85V86H235ZM242 85V86H241ZM140 86H138V87H140ZM185 86V85H184ZM190 86H191V88H190ZM238 86V87H237ZM242 87V89H241V87ZM247 86V87H246ZM145 87H149V85L147 84V85H145ZM156 87V88H157ZM196 87V88H195ZM245 87V88H244ZM250 87V88H249ZM252 87V88H251ZM263 87V88H262ZM117 88V87H116ZM184 88V89H183ZM205 88V90L207 91H205V90H203V89ZM210 88V89H209ZM222 88V89H221ZM256 88V89H255ZM208 89V90H207ZM246 89V90H245ZM263 89V90H262ZM198 90H200V91H198ZM245 90V91H244ZM251 90V91H250ZM165 92L164 94H162V92ZM182 91H184V92H182ZM197 91V92H196ZM224 91V92H223ZM243 91H244V93H243ZM248 93H247V92ZM255 91H256V94H258V95H256L255 94ZM156 92V93H155ZM186 92L187 93H189V94H186ZM193 94H192V93ZM198 92H200L201 94H200V96H198L199 95V93ZM233 92V93H232ZM236 94H235V93ZM251 92V93H250ZM254 92V93H253ZM152 93H154V94H152ZM182 93V94H181ZM185 93V94H184ZM205 93V95H203ZM218 93V94H217ZM240 93V94H239ZM245 93H247L248 94V98H247V102H246V104H245V101L243 102V100H241V101H239L238 100V102L237 101H235V99L237 100V99H239V95H241V94H245ZM160 94V95H159ZM181 94V95H180ZM230 94V95H229ZM233 94V95H232ZM247 94H245V97H246V95ZM155 95H156V97H155ZM176 95V96H175ZM179 95H180V97H179ZM192 95V97L194 98V99H192V97H190ZM193 95H195V96H193ZM207 95V97H208V99L206 98V99H204V97L203 96H206ZM237 95V96H236ZM251 95V96H250ZM259 95H260V97H259ZM158 96V97H157ZM175 96V97H174ZM180 98H178V97ZM182 96V97H181ZM187 96V97H186ZM189 96V97H188ZM235 96H236V98H235ZM173 97H174V99H173ZM222 97V98H221ZM251 97H254L253 99H250ZM256 97H258L259 98V103H258V101H257V99L258 98H256ZM155 98H157V100L155 99ZM183 98V99H182ZM192 99V101L189 99ZM197 98V99H196ZM199 98V99H198ZM201 98H202V100H201ZM220 98V99H219ZM232 98V100H230ZM173 99V100H172ZM177 99H179V100H177ZM183 100H185V101H183ZM201 100V102H199ZM245 100V99H244ZM254 100V101H253ZM256 100V101H255ZM172 101V102H171ZM183 101V102H182ZM188 101H190V103L188 102ZM202 101H205L204 103L202 102ZM222 101V102H221ZM224 101V102H223ZM234 103H233V102ZM251 101V102H250ZM220 102V103H219ZM231 102V103H230ZM236 102L238 103V104H243L244 106V108L243 107H241L242 109H240L239 107H238V104H236ZM243 102V103H242ZM250 103V105H249V103ZM195 103V104H194ZM200 103H202V104H200ZM226 103H229L228 105L226 104ZM179 104V105H180ZM236 105V106H233V105ZM249 106H248V105ZM252 104H255V105H252ZM207 105V106H206ZM214 105V106H213ZM190 106V107H189ZM196 108H195V107ZM200 106H201V108H200ZM205 106V107H204ZM224 106V107H223ZM229 106V107H228ZM232 106V107H231ZM212 107V108H211ZM217 107V108H216ZM233 107H236V109L235 108H233ZM250 107V108H249ZM261 110H263L264 111V107H263V105H262V107L261 106H258ZM220 108V109H219ZM228 110H227V109ZM252 108V109H251ZM191 109V110H190ZM199 109V110H198ZM206 109V110H205ZM226 109V110H225ZM235 109V110H234ZM244 109V110H243ZM256 109H254V110H256ZM2 110V111H1ZM208 110V111H207ZM222 110H225V111H222ZM229 110H231V111H229ZM238 110H240V111H238ZM241 110L242 111H244V112H241ZM4 110L3 109H1L0 108V113H2ZM101 111L102 110H99V114L101 113ZM198 113H197V112ZM211 111H213V112H215V113H213V112H211ZM237 113H236V112ZM262 111V112H263ZM196 112V113H195ZM200 112H201V114H200ZM204 112V113H203ZM206 112V113H205ZM208 112H209V115H207L208 114ZM228 112H229V114H228ZM4 114H5V116H4ZM204 114V115H203ZM213 114V115H212ZM226 114H227V116L229 117L228 119H227V116H226ZM235 114V115H234ZM197 115L199 116V117H201V119L202 120H199V123L196 121V122H194V120H197V118H199V117H197ZM207 115V116H206ZM243 115L245 116V117H243ZM263 115H264V112H263ZM262 115V116H263ZM203 116H205V117H203ZM219 116V117H218ZM238 116V117H237ZM5 117V118H4ZM196 117V118H195ZM7 118V119H6ZM195 118V119H194ZM241 118V119H240ZM242 118H244V119H242ZM192 121H191V120ZM237 119V120H236ZM240 121H239V120ZM220 120H221V123H220ZM243 120H245V121H243ZM7 121V122H6ZM39 120H37L36 122L34 121V129H33V134H34V136L38 139L40 136H42L41 135V122L39 123L38 122ZM188 121H189V123H188ZM210 121V120H209ZM215 121H216V123H215ZM237 121H239L237 124H239L238 125V127H240V130H239V128L237 127V124H236V122ZM243 121V122H242ZM95 122V120H93L92 121V123H94ZM193 122V123H192ZM244 122H245V124H244ZM6 124L8 127H10V128H12L15 132H17L20 136H22V137H24V139L26 140V141H28V142H30L31 143V140H29L27 137H25L17 128H15L14 126H13V121L8 117V115H6V113L5 112H3L2 114H0V130H2V129H4L5 131H7L13 138H15V139H17L18 141H20L21 142V144L25 147V148H27V150H29V151H31V152H33L34 153V151L31 149V148H29L24 142H22L13 132H11L10 131V129H8L4 124ZM194 123H196V124H194ZM210 123V122H209ZM229 123H230V125H229ZM247 123H249V127L248 128H246L247 130L246 131H248V132H250V134L248 133V132H244V127H246V125H248ZM40 124V125H39ZM103 124V123H102ZM104 124H106V123H104ZM192 124V125H191ZM202 124H205V125H203L202 126ZM240 124H241V126H244V127H242L243 129L241 130V126H240ZM244 124V125H243ZM189 125V126H188ZM195 125V126H194ZM221 125V126H220ZM224 125V126H223ZM235 125V126H234ZM250 125L252 126V127H250ZM36 126V127H35ZM102 126V125H101ZM186 126V127H185ZM193 127V129H194V127L195 128H199V130L197 131V129H195V131H193L192 130V127ZM197 126V127H196ZM203 128H202V127ZM218 126H220V127H218ZM222 126H223V128H224V130H223V128H222ZM228 126V127H227ZM103 127V126H102ZM188 127H191L189 130H188ZM207 127V128H208ZM213 127V128H212ZM182 128H184V129H182ZM201 128H202V131H201ZM217 128H218V130H217ZM231 128V129H230ZM238 128V129H237ZM252 128H254V129H252ZM182 129V130H181ZM221 129V130H220ZM227 131H226V130ZM229 129V130H228ZM252 129V130H251ZM99 130H100V128H99ZM103 130V129H102ZM215 130V131H214ZM221 131V134H220V131L218 132V134H220L219 135V137L217 136L216 137V134H217V131ZM235 130H236V132H235ZM257 130V131H256ZM192 131V132H191ZM225 131V132H224ZM178 132L176 133V135L178 134ZM204 132V133H203ZM210 132V133H211ZM230 132V133H229ZM257 132V134L255 135V133ZM249 134V137H247V135ZM254 133V134H253ZM235 134H236V137H235ZM210 135V136H209ZM215 137H214V136ZM228 135V136H227ZM255 135V136H254ZM2 134H0V138H2ZM88 136V133H87V131H85V133H83V135H82V138L83 139H85L86 137ZM213 136V137H212ZM221 136V137H220ZM101 137V136H100ZM208 137H210V138H208ZM223 137V138H222ZM254 137V138H253ZM255 137L257 138H259L260 140V142H257L258 140L257 139H255ZM216 138H218L217 139V141H216ZM222 140L221 142H220V144H219V147H218V143H219V140L220 139ZM243 138V139H242ZM58 139L59 138H55L54 140H53V142H51V140L49 139V142H48V140L46 139V141H44V142H46V146H45V143H43L42 141V144L48 149V150H46V149H42V151L44 152L43 154L48 158V159H50L51 161H52V159H56V161L60 164V166H62V168H64V170L60 167V166H58V167H60L64 172H66V174H68V176H70L76 183H78L80 186H83L84 185V181H83V179H90V177H91V179H95V180H97V179H101V177H102V179H103V177H104V179L107 177L106 175H108L107 173H105V172H102V169H103V171H105V167H104V165H102L103 167L101 168V166H100V164H101V162H99V159L97 160V156H93V157H91V159L90 160H92V161H90L89 159H87L88 157H90L91 156V154L89 153V151H88V149L90 148L89 146H85V151H83L84 150V148L82 149V151L81 152H76V147H69L70 145L69 144H67L66 143V141L64 140V139H62V142L64 143H61V138L59 139V142H58ZM145 139V140H144ZM143 139V143L144 144H146V145H148V142H149V139H147L146 140V138H144ZM228 139V140H227ZM236 139H237V141H236ZM248 139V140H247ZM253 139H255L256 141H254ZM38 140H40V139H38ZM100 140H102V139H98V141L100 142V143H102V141H100ZM148 141V142H147ZM6 143L7 142H9V141H5ZM58 142V144H56ZM147 142V143H146ZM216 142H217V144H216ZM231 142V143H230ZM240 144H239V143ZM248 142V143H247ZM54 143V144H53ZM222 143V144H221ZM225 143V144H224ZM238 143V144H237ZM263 143H264V141H263ZM262 143V144H263ZM52 144V145H51ZM112 144V143H111ZM231 144V145H230ZM10 144H8V146H9ZM54 145V146H53ZM57 145H59V146H57ZM64 145V146H63ZM221 145V146H220ZM225 145H227V146H225ZM239 145V146H238ZM34 146V145H33ZM37 146V145H36ZM53 146V147H52ZM63 146V147H62ZM100 146V145H99ZM188 146H189V148H188ZM191 146V147H190ZM233 146V147H232ZM257 146V147H256ZM51 147V148H50ZM60 147H62V148H60ZM87 147V148H86ZM89 147V148H88ZM101 147H104V145H101ZM215 147L217 148V152H218V154H216V149H215ZM227 147H228V149H227ZM37 148H39L38 146H37ZM105 148V147H104ZM186 148H188V149H186ZM191 148V149H190ZM194 150H193V149ZM233 148V150H231ZM259 148H263V149H261V151H259L260 149ZM12 149V148H11ZM148 149H149V147H148ZM185 149V150H184ZM192 150V151H190V150ZM225 149V150H224ZM41 150V149H40ZM186 150H188V151H186ZM196 150L197 151H201L202 153H198V152H196ZM231 150V151H230ZM13 151L15 152V154L17 153V154H19V155H17V156H19V157H21V158H24L25 159V161H26V163L27 164H30L31 162V159L29 160L28 158V156L26 157V155H28V154H26V153H21L18 149H13ZM41 151V152H42ZM48 151V152H47ZM54 151V152H53ZM86 151H88V152H86ZM149 151L153 154V155H147V152H145L144 151V158L147 156L149 159H151L152 158V156H154L155 155V152H154V150H151V149H149ZM224 151H225V153H224ZM84 152H86L84 155H85V157H84V155L82 156V154L84 153ZM196 152V153H195ZM214 154H213V153ZM223 152V153H222ZM230 152H231V154H230ZM241 152V153H240ZM21 153V154H20ZM49 155H48V154ZM81 155H80V154ZM87 153H89L88 154V157H87ZM195 153V154H194ZM233 153H234V157H233ZM35 154V153H34ZM47 154V155H46ZM76 155V157H75V155ZM145 154H146V156H145ZM201 154V155H200ZM222 154V155H221ZM24 155V156H23ZM54 157H53V156ZM79 155L80 156H82V158L83 159H85L86 158V161L88 162V163H91V165H93V168H94V171H95V169L96 168H98V169H96L97 170V172H91L90 171V169H92V166L90 165V164H88V163H86V161L85 160H83L81 157H79ZM196 155V156H195ZM203 155V156H202ZM214 155H216V156H214ZM217 155H218V157H217ZM230 155V156H229ZM36 156H38V155H36ZM205 156V157H204ZM244 156V157H243ZM15 157L16 156H14V157H10V156H7V155H5L4 154V152H3V150H2V159H3V162L4 161H6V163L4 164V163H2V162H0V189H1V191H0V196L2 197V199H3V195H5V197H4V199H5V201L7 202V204H5L4 205V208L6 209V212H2L3 214L5 213V215L4 216H6V218L3 216V214L0 212V221L2 222V223H4L3 221H5V219L6 220H11V219H14V217H16V221H17V223L19 222V224H17V223H15L14 225H13V223H12V225H10L9 227H8V229H6V230H4L3 228L5 227V225H4V227H2L1 229H0V256L2 255V257H4V255L5 256H8L7 254H6V249H7V247H8V249H10L11 247H12V245H11V234H14V235H16V236H20V235H22V234H24L25 232H27L28 230V232H27V234H31V236L34 234L35 235V238H34V240H35V248L33 249V251H31V255H33L31 258H30V253H28V255H26L27 256V258H28V260H29V258H30V260H29V262H28V260L25 258L24 260H27V261H25L26 263L25 264H35V262H36V264H45L46 262L45 261H48L47 259H46V257H47V255L49 254V257H50V254L51 253H53V254H51V258H55V260H54V262H57L58 264H66V261L68 262L67 264H71L73 261L72 260H70V261H68V259H70V254H71V252H68L65 256L67 257V259H66V257L64 258V259H62L61 258V253L59 254V251H56L55 250V252H52L53 250H54V245L52 244L53 242H52V236L50 235V233L51 232H53L54 230H55V228H54V222H56V220L55 219H57V218H59V214H61V211H63V209H64V207L67 205V202H72L73 203V205H72V207H74V208H80V209H82L83 210V212L85 213V215L87 216V218H88V220H92L94 223L96 222V224H98V226L100 227V228H105L107 231H108V234L107 235H110L111 237H107V238H104L103 239V242H100L99 244H97L94 240V243H95V246H94V248L95 249H93V251L91 252V251H85L86 252V254H87V257H88V255H92V256H94L95 258L96 257H98L99 255V257L100 258H104V252L105 251H103V250H109V249H111L110 247H111V244H112V242L114 241V239H116V240H120L121 239V236H119L118 235V233H116V232H111V230L107 227V226H105L104 225V221L102 220V219H98L97 217H95V215L93 214V212L91 211V210H88L87 208H85V206H84V204L83 203H80L76 198V195H75V192H74V190H76L77 191V189L73 186V185H71L59 172H57L55 169H53V168H51V171H53V172H55L57 175H59L64 181H66L69 185H70V187L72 188V189H70V191L69 192H67L68 190L65 188V187H62L61 185H58V184H56V186H57V188L60 190V191H62L61 192V194L63 193L64 195V197H63V200H60L61 201V203L60 204H57L56 205V207L53 209V210H51V212L49 211V212H45V211H32V210H26V212L25 211H21L20 209H23V207H24V202H27V201H29V199L31 198V196H33V195H38L37 194V192H36V188L35 187H33V185H31V182H29L30 180H23L21 177H23V169H22V166L21 165H19V166H17L15 163H16V161H15ZM39 157V159L40 160H42L45 164H48V163H46L45 162V160L44 159H42L40 156H38ZM52 157V158H51ZM75 157V158H74ZM215 157H216V159H215ZM239 157V158H238ZM72 158V159H71ZM78 158H80V160H82L81 162L78 160ZM95 158V159H94ZM208 158H214V159H208ZM222 158V159H221ZM238 158V159H237ZM24 159H22L23 160V162H25L24 161ZM77 159V160H76ZM153 159V158H152ZM152 159H151V161H152ZM219 159V160H218ZM235 159V160H234ZM237 159V160H236ZM8 160V161H7ZM94 160V161H93ZM222 160H223V162H222ZM225 160V161H224ZM238 160H239V162L242 164H239L238 163ZM254 160H256V161H254ZM14 161V162H13ZM96 161V162H95ZM101 161V160H100ZM146 161H148V159L146 160ZM150 161V160H149ZM205 161V163H207ZM12 162L15 164H13L12 165ZM52 162H54V161H52ZM78 162H80V164H78ZM84 162H85V164H84ZM212 162V163H211ZM93 163V164H92ZM100 163V164H99ZM211 163V164H210ZM228 163V164H227ZM2 164V165H1ZM56 164V163H55ZM88 164V165H87ZM98 164V165H97ZM148 166L147 168H146V165ZM88 166V167H85L84 168V166ZM149 165H150V163H148L147 164V162H144V164H143V170L140 172V174H137V176L136 175H133V176H131V178L133 179V180H137L139 183H140V185H145V183L146 184H150V183H154V182H157V183H164V182H168V180L167 179H161V180H158V179H155L154 177L153 178H150V177H152V176H150L149 175ZM208 165V166H209ZM221 165H223L222 167H221ZM12 166V167H11ZM13 166H16L17 167V169H16V167H13ZM90 166V167H89ZM96 166H100V167H96ZM224 166H226V172L227 173H225V170H224ZM242 166V167H241ZM8 167V168H7ZM81 167H83V169L81 168ZM201 167V166H200ZM209 167H211V168H209V169H212V166H209ZM221 167V168H220ZM240 167V168H239ZM260 169H259V168ZM101 168V169H100ZM146 168V169H145ZM220 168V169H219ZM227 168H229L230 169V171L231 170H233L234 172H230V171H228V169ZM89 169V170H88ZM148 169V170H147ZM222 169V170H221ZM258 169V170H257ZM261 169H262V171H261ZM66 170V171H65ZM87 170V171H86ZM147 170V171H146ZM222 171V174H221V171ZM259 170L261 171V172H263V173H261V172H259ZM206 171H209V170H206ZM215 171V172H214ZM219 171V172H218ZM224 171V172H223ZM12 174H10V173ZM147 172V173H146ZM236 172V174H234ZM259 172V173H258ZM3 173V174H2ZM7 173V174H6ZM37 173H38V175L42 178H45V177H47V173L46 172H44L43 170H41V169H39L38 171H37ZM71 173V174H70ZM91 173V174H90ZM93 173V174H92ZM146 173V174H145ZM217 173V174H216ZM219 173V174H218ZM223 173H225V175L223 176ZM231 173V174H230ZM232 173H233V175H232ZM262 174V176H260L261 174ZM77 174V175H76ZM106 174V175H105ZM142 174V175H141ZM230 174V175H229ZM86 175H88V176H90V177H87ZM97 175V176H96ZM149 175V176H148ZM234 175H236V176H234ZM21 176V177H20ZM75 176H78V177H75ZM84 176H86V177H84ZM100 176V177H99ZM113 176V175H112ZM135 176V177H134ZM138 176H140V177H138ZM220 176V177H219ZM238 176H241V177H239L238 178ZM3 177V178H2ZM11 177V178H10ZM206 177V178H205ZM221 177H222V179H221ZM53 178V177H52ZM81 180H80V179ZM144 178V179H143ZM188 177H186V179H187ZM229 178H230V180H229ZM236 178H238V179H236ZM3 179V180H2ZM85 179V180H86ZM147 179V180H146ZM225 179V180H224ZM239 180V181H241V182H237V181H235V180ZM7 180V181H6ZM52 180H54V179H52ZM80 180V181H79ZM167 180V181H166ZM189 180V179H188ZM187 180V181H188ZM191 180V181H190ZM189 180V182H191V183H194L193 182V180H192V178ZM216 180V181H215ZM223 180V181H222ZM25 181V182H24ZM55 181L56 180H54V183H55ZM78 181V182H77ZM83 181V182H82ZM88 181V180H87ZM118 181V180H117ZM116 181V183L114 184V186H110L111 184H102V185H100V184H94L93 182H90L91 184H92V186L96 189V191L97 192H102L101 194L102 195H104V196H106V195H108L110 192H113V191H115V189H116V192H117V194H123L122 192H124V194H123V196L125 197H123L125 200H124V203H126V202H128V203H130V205H132V206H127L128 205V203H126L125 204V206H119L118 204H116V202H115V208L117 209V206L119 207L117 210L115 209L113 212H114V214L110 211V210H108L107 208V210L108 211H110L115 217H117L118 215H127V217L126 216H124V217H122L123 218V220H124V222L125 221H127V222H123V221H121L118 217V219L122 222V223H124L125 224V226L128 228V229H130V230H132L133 232L135 231V232H137L138 230H137V225L138 226H140L138 223H137V221H134V219H133V216H132V212H131V210H133L134 211V208L136 207V209H138L137 208V205L138 206H140V204H141V200H140V193L139 192H141V191H139L138 189H136L135 187H132V186H129V185H124V184H122V182H120V181H118L117 182ZM202 181V182H201ZM208 181V182H207ZM222 182V190L224 189V187H226L225 189H224V193L222 194V195H226L225 197H226V199H225V197H224V199L222 198V196H221V198H219L218 200H217V198L216 199H213L212 197H211V191H212V189H215V187L217 186V184H218V182ZM232 181H233V183H232ZM235 181V182H234ZM57 182V181H56ZM80 182V183H79ZM120 182V183H119ZM185 182V181H184ZM211 182V183H212ZM226 183V185H225V183ZM6 183V184H5ZM16 183H19V185L21 186V189H19L20 188V186L18 187V184H16ZM64 183V182H63ZM143 183V184H142ZM203 183V184H202ZM209 185H212L211 186V188L208 190L207 188H209V186H207V184ZM229 185H228V184ZM231 183L233 184V185H231ZM237 183V185L240 187H236L237 185H235ZM15 184V186L17 185V190H18V192L20 193V195H21V199H22V202H19V201H16V200H19L18 199V197L20 198V196L18 195V194H16L17 196H13L11 193H9L10 192V190L12 189V187H13V185ZM66 183H64V185H65ZM121 184V185H120ZM200 184H202V185H200ZM205 185H206V187H205ZM30 186V187H29ZM100 187V188H98V187ZM127 186V187H126ZM204 189V190H202V188ZM224 186V187H223ZM243 186V187H242ZM23 187V188H22ZM27 187H28V191H27ZM66 187H67V184H66ZM118 187V188H117ZM125 187V190H123V188ZM235 187V188H234ZM84 188V187H83ZM106 189V191H104V192H108V194H106V193H104L103 192V190H105ZM121 188V189H120ZM131 188V189H130ZM135 188V189H134ZM198 188H200V189H198ZM245 188V189H244ZM8 189H9V192H8ZM26 189V190H25ZM85 190H86V192L87 193H89V194H96V192H94V191H92V189L90 188V187H87V185H85V188H84ZM108 189V190H107ZM120 189V190H119ZM128 189V190H127ZM198 189V190H197ZM229 189H230V191H229ZM5 190H7V192H8V196H7V193L5 192ZM24 190H25V192H24ZM67 190V191H66ZM90 190V191H89ZM132 190V191H131ZM225 190L229 193V194H226L227 192H225ZM232 190V191H231ZM26 191H27V194H26ZM79 191V190H78ZM122 191V192H121ZM128 191V192H127ZM135 191V192H134ZM139 191V192H138ZM203 191V192H202ZM239 191V192H238ZM4 192H5V194H4ZM138 192V193H137ZM238 192V193H237ZM129 193H132L131 195L132 196H129L130 194ZM198 193V194H197ZM208 193V194H207ZM231 193H232V195H231ZM11 194V195H10ZM200 194V195H199ZM83 195V194H82ZM229 195H231V196H235L234 198L233 197H230ZM10 196V197H9ZM84 196V195H83ZM93 196V195H92ZM129 196V197H128ZM199 196V197H198ZM8 197L9 198H11V199H13L14 198V200H12V202H9L8 203V201H11V199H8ZM13 197V198H12ZM17 197V198H16ZM85 197V196H84ZM98 202H100L101 204H103V205H105V202H104V200L99 196V195H95V196H93ZM109 196H107V198H108ZM129 199H128V198ZM135 197H136V199H135ZM16 198V199H15ZM86 198V197H85ZM228 198V199H227ZM1 199V198H0ZM87 200H89L88 198H86ZM108 199H110V198H108ZM132 199H133V201H132ZM209 199H210V201H209ZM233 199V200H232ZM8 200V201H7ZM225 201V202H222V201ZM226 200H230L229 201V203H232V201H233V203L232 204H227V202L228 201H226ZM90 201V200H89ZM14 202V203H13ZM63 202V203H62ZM91 202V201H90ZM103 202V203H102ZM122 202V201H121ZM135 202V203H134ZM212 202V203H211ZM214 202V203H213ZM221 202V203H220ZM92 203V202H91ZM138 203V204H137ZM224 203V204H223ZM19 204V205H18ZM136 204V205H135ZM208 204V205H207ZM225 204H227V205H225ZM7 205H9V206H7ZM94 205V204H93ZM95 206V205H94ZM213 206V207H212ZM219 206V207H218ZM104 216H106L109 220H111L112 222H114L109 216H107L106 214H104L97 206H95ZM105 207V206H104ZM121 207V208H120ZM134 207V208H133ZM207 207H208V210L210 211V213H209V211L207 210ZM215 207V208H214ZM223 207H225V209L223 208ZM242 207V208H241ZM10 209V212L12 211L11 209H13L14 208V210L11 212V214H10V212H8L9 211V209ZM40 208H43V209H45L44 207H40ZM123 208V209H122ZM128 208H130L129 210H128ZM132 208V209H131ZM216 208H219L218 210L216 209ZM62 209V210H61ZM127 209V210H126ZM204 209H206V210H204ZM221 209H222V211H221ZM121 210V211H120ZM137 212H140L139 211V209L138 210H136ZM198 212V215L196 214L197 212ZM7 212H8V215H10V216H7ZM24 212V213H23ZM47 214V216H48V220H47V216H46V214ZM121 212H123L122 214H121ZM196 212V213H195ZM201 212V211H200ZM38 213V214H37ZM44 213V214H43ZM49 213V214H48ZM53 213V214H52ZM59 213V214H58ZM125 213V214H124ZM207 213V214H206ZM216 213V214H215ZM220 213V214H219ZM1 214H2V218H5L4 220L1 218ZM20 214V215H19ZM26 214H29V215H26ZM41 214V215H40ZM42 214H43V217H42ZM51 214V215H50ZM210 215V217H209V215ZM218 214V215H217ZM23 215V216H22ZM46 217H45V216ZM117 215V216H116ZM129 215V216H128ZM222 215V216H221ZM19 216V217H18ZM26 216V217H25ZM28 216H30V217H28ZM33 216V218H31ZM41 216V217H40ZM51 216V217H50ZM143 216V215H142ZM148 215H145V218L146 219H148V217H147ZM209 218H208V217ZM26 219H25V218ZM27 217H28V219H27ZM139 217H140V215H139ZM206 217V218H205ZM212 217V218H211ZM31 218V219H30ZM40 218V219H39ZM130 218H132V220L130 219ZM198 218H200V220L198 219ZM202 218V219H201ZM211 218V219H210ZM214 218V219H213ZM218 218H219V220H218ZM43 219V220H42ZM46 219V220H45ZM151 219V221H153V219L152 218H150ZM195 219V220H194ZM204 219H206V220H204ZM208 219H210V220H208ZM32 220V221H31ZM40 220H42V222L43 221H45V222H41ZM140 220H142L143 221V223L142 224H146V222H145V220H144V218L142 217V219H140ZM199 220V221H198ZM208 220V222H206ZM218 220V221H217ZM23 221H25V222H27V224L26 223H23ZM41 223H40V222ZM48 221V222H47ZM52 222V224H51V222ZM54 221V222H53ZM165 223H164V222ZM205 221V222H204ZM0 222V223H1ZM39 222V223H38ZM99 222H103L102 224L100 223L99 224ZM199 222V223H198ZM200 222H202V225H201V223ZM1 223V224H2ZM21 223V224H20ZM23 223V224H22ZM50 223V224H49ZM115 223V222H114ZM175 223V224H174ZM48 224V225H47ZM116 224V223H115ZM166 224V225H165ZM173 224V225H172ZM18 225H21V226H18ZM25 226V229H24V226ZM36 226L35 227V229L37 230V231H35V229L32 227V226ZM117 225V224H116ZM153 225V224H152ZM151 225V226H152ZM161 225V226H160ZM168 225V226H167ZM186 225V226H185ZM208 225V226H207ZM212 225V226H211ZM16 226H18V227H16ZM118 226V225H117ZM145 226V225H144ZM188 226H190V229L188 230ZM12 229H11V228ZM20 227V228H19ZM22 227V228H21ZM27 227H30L29 229L27 228ZM32 227V228H31ZM45 227V228H44ZM48 227H49V230H48ZM52 227V231H50V228ZM107 227V228H106ZM169 227V228H168ZM204 227V228H203ZM207 227H210L209 228V231H208V228ZM14 228V229H13ZM166 228V231L164 230V229ZM168 228V229H167ZM185 228H187V231H186V229ZM202 228H203V230H202ZM20 229V231H16V230H19ZM23 229V230H22ZM28 229V230H27ZM33 229V230H32ZM48 230V233H47V230ZM54 229V230H53ZM164 231H163V230ZM3 230V231H2ZM160 230H162V231H160ZM169 230V231H168ZM178 230V231H177ZM195 230V231H194ZM212 230V231H211ZM21 231H23L21 234L19 233V232H21ZM32 231V232H31ZM39 231V232H38ZM159 231V232H158ZM184 231H185V233H184ZM203 231V232H202ZM206 231V232H205ZM208 231V232H207ZM248 231V232H247ZM250 231V232H249ZM30 232V233H29ZM46 232V233H45ZM109 232H111V233H109ZM134 232V233H135ZM161 232H165V233H167V234H165V233H161ZM179 232V233H178ZM198 232V233H197ZM201 232V233H200ZM8 233V234H7ZM38 233H39V235H38ZM54 233V232H53ZM112 233H114L113 235H112ZM157 233H158V235H157ZM161 234V237L159 236L160 234ZM184 233V234H183ZM43 234H45V235H43ZM48 234H49V236H48ZM127 234V233H126ZM136 234V233H135ZM170 234V235H169ZM174 234V235H173ZM179 234V235H178ZM200 234V235H199ZM7 235V236H6ZM118 235V236H117ZM128 235V234H127ZM138 235V234H137ZM169 235V236H168ZM187 235V236H186ZM194 235V236H193ZM196 235V236H195ZM208 235V236H207ZM209 235H210V237H209ZM3 236H4V238H3ZM37 236V237H36ZM38 236H40V237H38ZM43 236H44V238L46 237V239H44L45 241H42L43 240ZM117 236V237H116ZM160 238H159V237ZM165 236H168V237H165ZM175 236V237H174ZM8 237V238H7ZM10 237V238H9ZM33 237V236H32ZM119 237V238H118ZM172 238V239H170V238ZM186 237V238H185ZM199 237H200V239H199ZM203 237V238H202ZM38 238V239H37ZM152 238V239H151ZM8 239V240H7ZM10 239V240H9ZM37 239V240H36ZM47 239H50L49 241L47 240ZM133 239V238H132ZM161 239H163V241H165L166 243H164ZM166 239H169V240H171V241H169V240H167L166 241ZM5 240V241H4ZM39 240H41L40 242H39ZM180 240V241H179ZM6 241H7V243H6ZM10 241V242H9ZM48 243H47V242ZM135 241V240H134ZM168 241H169V243H168ZM10 244H9V243ZM43 242V243H42ZM170 242L173 244H170ZM2 243V244H1ZM39 243V244H38ZM52 244L51 246L53 247H51V249H50V247H49V249L51 250V252H50V250L48 249V245L49 244ZM170 244L169 246H168V244ZM7 244H9V245H7ZM153 244V245H152ZM4 245H7V246H4ZM42 245L44 246V247H42ZM140 245V244H139ZM4 246V247H3ZM11 246V247H10ZM87 246V245H86ZM101 246V247H100ZM103 246V247H102ZM141 246V245H140ZM182 246V247H181ZM40 247H42V248H40ZM89 247V246H88ZM128 247L129 248H132V247H130L129 245H128ZM154 247V248H153ZM3 248L5 249V251L3 250ZM46 248V249H45ZM98 248V249H97ZM172 248H174V249H172ZM185 248V249H184ZM38 250V252H37V250ZM45 250V251H43V250ZM48 249V250H47ZM102 249V250H101ZM156 249V250H155ZM41 251V253H39L40 251ZM132 250L134 251L133 253H135L136 254V258H138V263L137 264H154L153 262V259L150 257V256H148L147 254H145V253H142V252H139V251H137V250H135V249H131V252H132ZM148 253H149V251L147 250V249H145ZM174 250V251H173ZM3 251V253L1 254V252ZM9 251H11V249L9 250ZM159 251V252H158ZM47 252H49V253H47ZM57 252H58V255H57ZM103 252V253H102ZM55 253H56V255H55ZM37 254H39V255H37ZM41 254H43V255H41ZM150 254V253H149ZM46 255V256H45ZM54 255V256H53ZM151 256H153L152 254H150ZM37 256V257H36ZM40 258H39V257ZM45 256V257H44ZM56 256H58V257H56ZM68 256H69V258H68ZM102 256V257H101ZM42 257H43V260L42 261H44V262H42L41 260H39V259H42ZM48 257V258H49ZM98 257V258H99ZM154 258H155V256H153ZM36 258V259H35ZM45 258V259H44ZM97 258V259H98ZM99 258V259H100ZM61 259V260H60ZM96 259V260H97ZM156 259V258H155ZM167 259V260H168ZM34 260H36V261H34ZM39 260V261H38ZM59 260V261H58ZM119 255H118V253L117 252H111L110 254H109V256H108V258H107V260H106V262H105V264H113V262L112 261H117L118 262V264H127V262L126 263H120L119 261ZM157 260V259H156ZM14 262V261H13ZM23 262V263H22ZM28 262V263H27ZM40 262H42V263H40ZM49 262V261H48ZM100 262H101V260H100ZM134 261H131L130 263H132V264H134L133 263ZM15 264H24V261H23V259L21 260V261H19L18 259H16L15 260V262H14ZM0 264H5V262H4V259L3 260H1L0 261ZM88 264H90V262H88Z\"/></svg>","mask_w":264,"mask_h":264},{"label":"water","instance_id":"95a60500","mask_svg":"<svg viewBox=\"0 0 264 264\" xmlns=\"http://www.w3.org/2000/svg\"><path fill=\"white\" fill-rule=\"evenodd\" d=\"M4 124V123H3ZM11 132H13L22 142H24L29 148H31L38 156L45 160L53 169L59 172L71 185H73L77 190L84 194L89 200H91L96 206H98L105 214L117 222L124 230H126L131 236H133L142 246L147 249L153 256L160 260L163 264H172L166 258L156 253L141 237L135 234L132 230L128 229L124 223H122L117 217H115L110 211H108L100 202H98L91 194L87 193L86 190L76 183L66 172H64L60 167H58L54 162L48 159L40 150L33 146L30 142L26 141L22 136L15 132L12 128L4 124Z\"/></svg>","mask_w":264,"mask_h":264}]
</instances>
